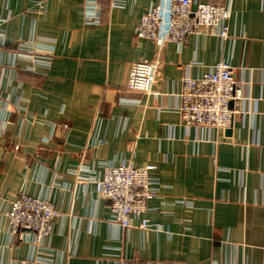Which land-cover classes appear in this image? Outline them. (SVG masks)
Segmentation results:
<instances>
[{
	"label": "crops",
	"instance_id": "0c3cea01",
	"mask_svg": "<svg viewBox=\"0 0 264 264\" xmlns=\"http://www.w3.org/2000/svg\"><path fill=\"white\" fill-rule=\"evenodd\" d=\"M159 3L0 0V264H264V0H194L230 10L229 38L161 48L134 39ZM154 61L151 93L127 92L132 64ZM217 62L240 84L231 127H184L182 77ZM122 163L150 167L149 230L111 224L95 193ZM21 191L60 213L40 243L10 231Z\"/></svg>",
	"mask_w": 264,
	"mask_h": 264
},
{
	"label": "built area",
	"instance_id": "2783aa9c",
	"mask_svg": "<svg viewBox=\"0 0 264 264\" xmlns=\"http://www.w3.org/2000/svg\"><path fill=\"white\" fill-rule=\"evenodd\" d=\"M193 1L160 0L158 5L142 14L134 39L149 40L161 48L165 43L181 45L189 35L205 29L208 34L227 40L230 10L209 4L193 6ZM158 67V61L133 63L126 91L150 94ZM177 96L178 113L184 127L224 131L231 127L234 110L230 104L240 99V84L226 62H217L200 77L183 76ZM61 129L66 130L67 125H62ZM149 169V166L135 168L123 163L102 164L101 177L93 181L98 198L109 203V222L121 230L130 228V217L139 220L141 230L151 228L144 214L148 210L147 201L156 197L158 189L147 177ZM5 216L12 234L27 231L34 242L40 243L51 234L60 213L48 200L21 191L9 203Z\"/></svg>",
	"mask_w": 264,
	"mask_h": 264
}]
</instances>
